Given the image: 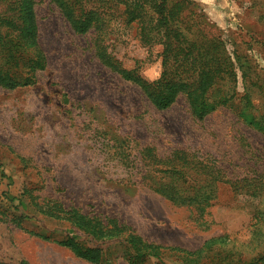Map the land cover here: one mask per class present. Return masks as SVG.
<instances>
[{
	"label": "rangeland",
	"instance_id": "374dc122",
	"mask_svg": "<svg viewBox=\"0 0 264 264\" xmlns=\"http://www.w3.org/2000/svg\"><path fill=\"white\" fill-rule=\"evenodd\" d=\"M33 2L46 67L31 84L0 83V264H251L264 256V130L225 104L198 117L186 91L159 108L99 56L149 83L166 70L186 77L196 92L201 42L216 39L210 49L229 57L236 82L212 63L208 93L235 91L246 117L264 122V0ZM64 7L100 20L79 33ZM18 11V1L0 0L2 23L20 40L9 24ZM187 51L196 65L181 75L175 64ZM81 223L105 238L90 240ZM69 233L102 247L100 260L57 242Z\"/></svg>",
	"mask_w": 264,
	"mask_h": 264
},
{
	"label": "trees",
	"instance_id": "16d2710c",
	"mask_svg": "<svg viewBox=\"0 0 264 264\" xmlns=\"http://www.w3.org/2000/svg\"><path fill=\"white\" fill-rule=\"evenodd\" d=\"M16 1H18L19 10L16 15L17 22L13 20L10 21L9 24L11 26L13 25L18 31L20 40L11 37L10 26L7 25L6 27L2 23L0 17V52L2 53V56H5L4 59L8 61V65H10V67H8L7 65L6 69L0 67V83L9 87L27 85L36 82V70L44 69L46 67V57L39 45L38 40L39 29L36 19V13L34 10V2L33 0ZM64 11L65 15L71 21L75 30L79 33L86 32L92 26L93 22L98 23L100 20L99 14L97 12L76 13L73 10L68 11L67 7H64ZM208 40L210 43H207L205 45V42H201L202 49L200 51V57L198 61H201L202 64H197L198 66H201V70L198 72L197 76L198 87L196 92L188 89L190 82L186 79V77L177 80L170 78L168 76L169 73L166 70L158 80L154 81L153 83H149L143 80H139L137 77H133L131 71L114 65L113 61H111V59H109V56L105 55V53H101V51H99V56L103 58L105 62L109 63L115 69H117V71L121 73L125 78L133 80L135 79L139 81L149 98H151L154 104L159 108H166L170 106L181 91H186L190 100L192 112L196 116L202 118L210 110L215 109L219 105L225 104L232 106L235 110H237L241 116H244L245 121H249L251 125H254L258 129L264 130V122H259L247 118L246 115L238 108V106L232 102L236 94L235 91H233V93H222L219 87L218 91H216L214 94L208 93L209 88L214 84V81L216 79L214 70L208 68L212 66V63L216 64V75H232L231 78H234V86L236 82V76L235 74H232L231 69L229 68L232 65L229 62V64L224 63L228 56L225 58L223 53H218L219 50L210 49V46L216 47L213 45L215 43L218 45L219 41L212 38ZM196 46H198L197 49L200 50V47L199 45H197V43L195 44V48ZM191 53L193 52L187 51L183 53L180 62H176L175 64L181 75H184V73H186L182 70V68H184L185 71L189 70V73H192V70H194L193 66L196 65V60H194V58H191L192 60L189 58L191 56ZM204 57L205 59H203ZM167 58L168 53H166L165 51V59ZM224 64L227 67L224 68ZM190 65H192V67ZM13 66L21 67L22 71L25 74H18L11 68ZM243 95L244 96H242L241 99H248V102H250V93L245 92ZM210 97H212L211 100L208 103H205V101H207ZM78 227L86 236L90 238V240H100L105 238L103 230L100 227H97L96 224L87 226L81 223L80 225H78ZM80 238L81 235L69 233L64 238L57 240V242L61 245L71 248L75 252V254L81 258L99 261L100 257L102 256L103 248L100 246H92L89 243L90 240L82 241L80 240ZM130 240L131 243L137 248L138 252H148L146 250L147 246L142 245L141 241H137V238L135 236L130 237ZM152 254H154L155 256H159V253L156 251H154ZM261 262H264V256L257 258L251 264H259Z\"/></svg>",
	"mask_w": 264,
	"mask_h": 264
}]
</instances>
